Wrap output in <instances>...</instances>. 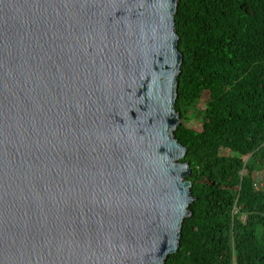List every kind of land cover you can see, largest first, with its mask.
Instances as JSON below:
<instances>
[{
    "label": "water",
    "instance_id": "1",
    "mask_svg": "<svg viewBox=\"0 0 264 264\" xmlns=\"http://www.w3.org/2000/svg\"><path fill=\"white\" fill-rule=\"evenodd\" d=\"M177 0H0V264H163L190 212Z\"/></svg>",
    "mask_w": 264,
    "mask_h": 264
},
{
    "label": "trees",
    "instance_id": "2",
    "mask_svg": "<svg viewBox=\"0 0 264 264\" xmlns=\"http://www.w3.org/2000/svg\"><path fill=\"white\" fill-rule=\"evenodd\" d=\"M190 214L163 264H264V0H177Z\"/></svg>",
    "mask_w": 264,
    "mask_h": 264
},
{
    "label": "rangeland",
    "instance_id": "3",
    "mask_svg": "<svg viewBox=\"0 0 264 264\" xmlns=\"http://www.w3.org/2000/svg\"><path fill=\"white\" fill-rule=\"evenodd\" d=\"M253 179L255 180L257 187L264 186V177L261 170L253 171Z\"/></svg>",
    "mask_w": 264,
    "mask_h": 264
}]
</instances>
